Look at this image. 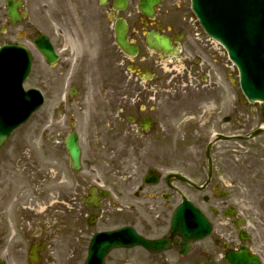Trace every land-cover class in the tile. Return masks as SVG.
I'll return each mask as SVG.
<instances>
[{"label":"flooded vegetation","instance_id":"af4514ba","mask_svg":"<svg viewBox=\"0 0 264 264\" xmlns=\"http://www.w3.org/2000/svg\"><path fill=\"white\" fill-rule=\"evenodd\" d=\"M139 1L125 0L121 9L116 5L124 0H0V48L29 50L28 83L46 86L38 70L39 36L47 35L64 51L67 36L77 34L88 56L91 45L97 46L96 66L88 67L83 55L75 61L64 55L56 78L72 74L78 94L90 82L88 129L110 133L111 144H122L98 148L108 155L89 157L92 163L108 162L106 170L65 173L59 180L65 188L50 193L58 203L39 197L33 205H3L0 254L10 250V242L15 250L22 242L46 248L58 243L66 252L62 264L102 256L103 264H264V132L249 138L264 127V106L249 103L237 82L235 91H224L222 48L199 40L190 18L151 19ZM117 19L128 22L129 40L139 47L136 56L119 50L112 60ZM160 25L175 56L147 47V33ZM170 70L192 77L184 100L162 91ZM58 108L63 110L62 101ZM180 130L183 139L176 140ZM181 141L185 152L176 164L173 153L162 148ZM10 185L0 178V190ZM184 199L183 236L172 221ZM42 254L36 264H49Z\"/></svg>","mask_w":264,"mask_h":264},{"label":"rangeland","instance_id":"374dc122","mask_svg":"<svg viewBox=\"0 0 264 264\" xmlns=\"http://www.w3.org/2000/svg\"><path fill=\"white\" fill-rule=\"evenodd\" d=\"M158 20L159 21H169L174 17V14L178 12V15L182 17H194V14L191 11L190 0H165L161 5L158 6ZM195 18V17H194ZM53 22L54 28L57 27L55 20H48ZM197 23L196 19L192 21ZM198 24V23H197ZM197 28H194V31L200 33L199 37L206 40V35L202 31L199 25H196ZM66 35V34H65ZM57 37V35H54ZM73 38L78 41L80 36L77 34L72 35ZM71 37L66 38V47L76 48L74 57L81 59L83 55L84 63L88 67H94L95 63V54L97 53V46L91 45L90 54L88 56L87 50H82L83 47H88L86 44L81 46H76L74 43L75 40ZM113 43V42H112ZM214 43V42H213ZM216 44V42L214 43ZM65 54H71L70 50L67 49ZM118 50L111 45V58H116L118 55ZM41 64H44L40 62ZM59 66L55 68L43 67L41 68L38 65V70L46 75V86L43 85V82L39 83L44 90H46L47 101L45 105L36 112L31 119L17 129L9 139V141L0 148V178L6 179V181L11 182L10 188H3L0 190V211L3 209V205L11 204H25L27 201L33 202L39 196H49V191L58 190L65 188L66 184L59 182L60 179H66L67 176L65 173H70L72 170L69 167L67 152L64 147V139L69 133L70 121L73 119L72 116L76 115L78 120V129L81 137V145L83 149V164L82 168L79 171L81 176H87V172L91 171H102L108 168V164L104 161L98 163H92L89 160V157L93 155V152H96L95 155L103 156L105 153L97 150V148H104L106 146H114L111 140H107L106 135L110 134L107 132H97L88 129V119L90 118V113L92 110V104L89 94L92 89V84L87 83V87L84 86L82 89V94L79 97L80 108L75 107L73 109V104L70 100L64 102V111L60 112L57 109V105L60 102V90L62 88L63 97H65L67 86L70 82V77H62L57 79L56 72ZM170 72L167 73L171 76L167 79L165 83V89L162 91L169 93V96L175 98L181 97L182 100L185 99V91L190 84L192 77H186L187 73L183 72ZM182 75V76H179ZM185 75V78H183ZM223 77L225 81V89L228 85H231L232 82L239 80V74L235 66L228 60L226 55L223 60ZM73 82L75 83L74 78ZM171 80H173L171 82ZM96 81V80H94ZM221 81V79H219ZM37 81L35 80L34 83ZM78 83V81L76 82ZM171 85L169 86V84ZM81 87L83 85L81 84ZM174 91L172 92L173 88ZM87 89V92L83 90ZM224 91H227L225 90ZM239 92L241 88L239 87ZM165 93V94H166ZM173 93V95H172ZM183 131L177 132L175 135L176 140H182ZM181 135V136H180ZM180 137V138H179ZM118 147L122 148V144H115ZM162 148V147H161ZM167 153H173L175 156V162H178L183 158L185 147L183 142L176 143L173 148H162ZM160 149V154L162 153ZM166 153V154H167ZM63 173V176H62ZM2 196V198H1ZM12 247V244H9ZM26 245H23L25 249ZM24 251L20 253L11 251L10 255L5 257L10 261V264H22L24 261ZM53 256L54 261L59 264L60 258L62 257L61 252H57L55 246L51 247L46 253ZM80 261L72 260L70 264H78Z\"/></svg>","mask_w":264,"mask_h":264},{"label":"water","instance_id":"95a60500","mask_svg":"<svg viewBox=\"0 0 264 264\" xmlns=\"http://www.w3.org/2000/svg\"><path fill=\"white\" fill-rule=\"evenodd\" d=\"M157 2L143 0L141 8L150 13L152 5ZM192 7L204 29L225 45L231 59L238 65L243 91L250 100L264 103V0H192ZM116 30L120 45L125 50L130 49L126 41V26L121 24ZM148 41L160 49L166 44L158 36L149 37ZM44 53L49 61H54L51 49ZM5 135L0 131V144ZM67 148L74 166L78 167L80 149L76 134L68 137Z\"/></svg>","mask_w":264,"mask_h":264}]
</instances>
